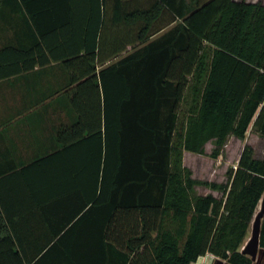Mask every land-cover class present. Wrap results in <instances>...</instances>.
Instances as JSON below:
<instances>
[{"label": "trees", "instance_id": "trees-1", "mask_svg": "<svg viewBox=\"0 0 264 264\" xmlns=\"http://www.w3.org/2000/svg\"><path fill=\"white\" fill-rule=\"evenodd\" d=\"M86 3V26H36L35 43L0 47V71L3 54L10 66L0 78L52 61L68 70L76 118L59 138L70 152L65 178L84 194L78 217L43 252L18 249L0 220V264L51 254L62 264H191L208 252L253 264L242 247L264 196V157L246 143L225 181L193 176L183 157L205 153L210 140L218 157L251 125L264 136V1ZM107 19L120 21L118 40L105 35Z\"/></svg>", "mask_w": 264, "mask_h": 264}, {"label": "crops", "instance_id": "crops-1", "mask_svg": "<svg viewBox=\"0 0 264 264\" xmlns=\"http://www.w3.org/2000/svg\"><path fill=\"white\" fill-rule=\"evenodd\" d=\"M86 1L32 0L31 8L38 16L34 20L24 0H1L0 47L35 43L41 38L36 26H86ZM56 11L63 13L62 19ZM120 30V21L107 19L104 33L108 39L118 40ZM3 55L0 72H8V55ZM74 86L68 70L58 61L0 78V220L10 227L17 248L29 256L46 251L64 232L65 220H73L81 212L84 194L75 180L65 178L71 168L70 152L59 138V130L76 118L71 99ZM54 153L57 156L50 162L36 166L34 161ZM41 264L62 263L51 254Z\"/></svg>", "mask_w": 264, "mask_h": 264}, {"label": "rangeland", "instance_id": "rangeland-1", "mask_svg": "<svg viewBox=\"0 0 264 264\" xmlns=\"http://www.w3.org/2000/svg\"><path fill=\"white\" fill-rule=\"evenodd\" d=\"M246 143L253 145L255 155L264 157V136L255 131L251 125L246 137L240 138L236 135H231L220 156L214 157L211 155L215 142L210 140L206 143L205 153L185 150L183 162L186 166L191 168L192 174L195 177L225 181L227 179L228 169L231 166L237 165L239 156ZM196 190L198 193L213 192L217 195L221 194L219 190L206 185H197ZM224 261L223 258L208 252L205 255L200 256L197 261H194L191 264H223ZM254 261V264L263 263L264 252H261L258 258ZM260 261L263 262L259 263Z\"/></svg>", "mask_w": 264, "mask_h": 264}, {"label": "water", "instance_id": "water-1", "mask_svg": "<svg viewBox=\"0 0 264 264\" xmlns=\"http://www.w3.org/2000/svg\"><path fill=\"white\" fill-rule=\"evenodd\" d=\"M264 216V196L261 201L260 207L254 217L251 226V233L242 247L244 253L249 254L253 260H256L264 248L260 245L261 225Z\"/></svg>", "mask_w": 264, "mask_h": 264}]
</instances>
